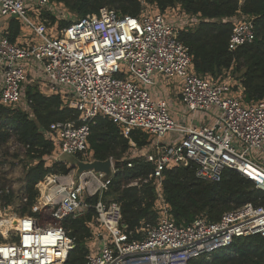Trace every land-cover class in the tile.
I'll use <instances>...</instances> for the list:
<instances>
[{
	"label": "built area",
	"instance_id": "2783aa9c",
	"mask_svg": "<svg viewBox=\"0 0 264 264\" xmlns=\"http://www.w3.org/2000/svg\"><path fill=\"white\" fill-rule=\"evenodd\" d=\"M151 10L133 17L102 8L98 14L61 28L59 21L52 24L46 14L66 19L63 5L52 0H0V21L16 18L22 38L13 43L3 32L0 39V104L27 109V84L36 85L46 96H61L62 88L71 90L70 97L61 98L79 113L83 124L56 122L50 126L45 134L54 144L55 162H61L58 158L63 155L73 156L77 162L96 160L89 137L91 123L99 116L109 118L125 138L130 139L136 130L149 134L148 151L142 154L130 141V151L138 148V153L128 159L154 166L144 182L155 181L160 216L155 225L137 230L140 238H132L122 223L121 205L104 201L117 172L112 158L111 178L95 172L76 179L71 172L49 174L37 185L39 194L32 214L18 212L20 204L28 203L25 192L19 203L5 206L2 196L11 192L9 188L0 190L4 207L0 209V264H65L77 244L63 221L91 211L96 217L90 223L87 264H191L199 257L210 259L238 238L264 237V205L248 203L225 212L216 222L201 216L187 225H177L171 217L161 194L167 169L195 164L197 177L210 182H220L227 170H234L264 192V99L246 102L244 93L226 97L233 90L229 76L215 80L195 72L193 56L179 34L197 25L196 17L187 15L194 22L178 25L163 13L151 15ZM30 15L39 22L35 24ZM237 16L232 19L228 42L231 52L257 36L254 19ZM23 23L39 43L26 40ZM50 26H57L52 35ZM177 78L182 80L181 108L187 113L208 114L207 124L190 126L179 111L182 118L173 117L169 100L156 86L162 79ZM43 82L46 89L40 85ZM96 197L98 200L92 201ZM45 213L51 218L46 220ZM97 225L107 231L108 238L94 232ZM94 236L99 239L96 250L90 245Z\"/></svg>",
	"mask_w": 264,
	"mask_h": 264
},
{
	"label": "trees",
	"instance_id": "16d2710c",
	"mask_svg": "<svg viewBox=\"0 0 264 264\" xmlns=\"http://www.w3.org/2000/svg\"><path fill=\"white\" fill-rule=\"evenodd\" d=\"M63 5L67 13L77 19L98 14L102 8H111L123 15L139 17L148 9L160 12L173 10L196 17L199 23L180 31V40L190 49L195 72L213 79H224L227 73L238 74L246 102L264 99V0H52ZM244 14L254 19L256 39L234 52L228 48L233 31L232 19ZM51 23L59 21L60 27L69 26L67 19L58 20L51 12ZM10 41L16 43L21 26L16 18L6 21ZM25 95L28 108H11L0 104V152L11 143L24 151V192L28 203L18 212L32 214L31 207L38 197L37 185L49 174L67 175L73 169L65 162L48 166L45 157L51 156L54 144L46 137L50 126L56 122H74L79 113L65 105L61 96L44 95L36 85L27 84ZM130 141L139 149L150 143L149 134L136 130L130 139L109 118L99 116L91 123L89 143L96 160L112 158L117 172L111 179L104 201L118 202L122 208L123 225L133 239L144 225H155L159 220L157 202L159 193L154 180L144 182L154 171V166L139 159L130 161ZM18 158V156H16ZM27 159V160H26ZM28 161V162H27ZM36 162V164H31ZM132 162L133 167L128 164ZM14 166V164H12ZM138 181L137 186L131 184ZM161 194L170 207L177 225H187L197 217H207L216 222L230 210L248 203L264 205V192L234 170H227L220 182L204 181L197 177L196 166L167 169L163 173ZM20 200L15 194L2 196L5 206ZM98 197L93 198L96 202ZM46 220L50 215L44 214ZM96 217L91 211L86 215L63 221V226L76 240V248L65 264H87L88 242L92 237L90 223ZM191 264H264V237L254 235L238 238L231 247L216 251L210 259L199 257Z\"/></svg>",
	"mask_w": 264,
	"mask_h": 264
},
{
	"label": "rangeland",
	"instance_id": "374dc122",
	"mask_svg": "<svg viewBox=\"0 0 264 264\" xmlns=\"http://www.w3.org/2000/svg\"><path fill=\"white\" fill-rule=\"evenodd\" d=\"M64 10V9H62ZM151 15H156L158 13H163L166 16L167 20H170L172 23L175 24H182L184 22H186V25L192 24L194 22L193 18H188L186 17L187 14L181 15L179 14V12H175L173 10H168L166 12H160L157 9H152L151 12H149ZM31 20L37 24L39 22L38 19H36L35 17H33L32 15H30ZM65 18L67 19V22H74L77 20V17L73 14L67 13L65 12ZM63 19V18H62ZM57 26H50L49 27V32L52 35V33L56 30ZM6 22L1 20L0 21V39L3 35L4 30L6 29ZM22 34L25 35L26 40L28 42H40V39L38 37H35L32 29L27 25V24H22ZM21 36L18 39V41H22L21 40ZM230 77L229 78V82L230 85L233 87V90L228 93L226 95V97H235L238 96L242 93H244L243 90V85L241 82V79L238 78L239 75L236 74H232V73H227L226 77ZM182 80L181 79H174V80H170V81H166L164 79H162L156 86L157 91L164 93L165 97L169 100L170 104H171V113H173V117L178 120V118H182V116L178 115V111L179 113L183 114L184 119H186L188 125L190 126H202L204 124H207V121L209 119V115L205 114V113H187L185 108H181L180 103H179V95L181 93V85ZM46 82L40 83V85H43V88H47L45 86ZM178 86V87H177ZM42 88V89H43ZM155 90V89H154ZM60 94L62 97L67 98L68 96L70 97L71 95V90L68 89H64L62 88L60 91ZM175 107H179L178 109H174ZM197 122V123H196ZM199 127V126H198ZM171 136V135H169ZM142 154H145L148 151V148H143L139 150ZM138 153V148H134L133 150L130 151L129 157L133 156L134 154ZM16 156H18V158H16ZM57 155L56 154H52L51 156L45 157V161L46 164L48 166H52L53 163H55V159H56ZM58 159L62 160L63 162H65L70 168H72L73 170L71 171V174L74 175V178L76 179L79 175H77V168H74V166L77 163V160L70 155H63L60 156ZM21 160L24 161L25 160V155H24V151L21 150L18 146H16V144L11 143L10 145H7L6 148L4 150H2L0 152V190L1 189H10V192L15 194L19 199H20V195L22 193H24V175H25V171H24V164L21 163ZM27 160V159H26ZM28 162V161H27ZM14 164V166L12 165ZM31 164H36V162H31ZM17 203H19V200L17 201ZM39 204V203H38ZM5 205V204H4ZM23 204H20L19 207L20 209H22L21 207ZM40 206V205H38ZM3 204H0V209H3ZM4 214L1 215V217H3ZM94 232L96 234H103L105 238H108V233L107 231L102 227V226H94L93 228ZM99 244V239L98 237H95L92 239V241L90 242V245L93 249H97Z\"/></svg>",
	"mask_w": 264,
	"mask_h": 264
},
{
	"label": "water",
	"instance_id": "95a60500",
	"mask_svg": "<svg viewBox=\"0 0 264 264\" xmlns=\"http://www.w3.org/2000/svg\"><path fill=\"white\" fill-rule=\"evenodd\" d=\"M112 165L111 159L105 161L95 160L91 163L78 161L74 168H77V175H82L86 172H95L105 174L108 178H111L113 176Z\"/></svg>",
	"mask_w": 264,
	"mask_h": 264
},
{
	"label": "bare ground",
	"instance_id": "6f19581e",
	"mask_svg": "<svg viewBox=\"0 0 264 264\" xmlns=\"http://www.w3.org/2000/svg\"><path fill=\"white\" fill-rule=\"evenodd\" d=\"M38 205H40L39 207H41L42 206V203L41 202H39V204Z\"/></svg>",
	"mask_w": 264,
	"mask_h": 264
},
{
	"label": "crops",
	"instance_id": "0c3cea01",
	"mask_svg": "<svg viewBox=\"0 0 264 264\" xmlns=\"http://www.w3.org/2000/svg\"><path fill=\"white\" fill-rule=\"evenodd\" d=\"M238 17V16H237ZM239 18V17H238ZM6 27H7V25H6ZM0 82H1V74H0ZM179 101V100H178Z\"/></svg>",
	"mask_w": 264,
	"mask_h": 264
}]
</instances>
